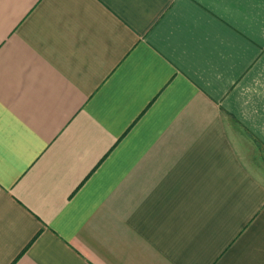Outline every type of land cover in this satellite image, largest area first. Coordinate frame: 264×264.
<instances>
[{
  "label": "crops",
  "instance_id": "obj_1",
  "mask_svg": "<svg viewBox=\"0 0 264 264\" xmlns=\"http://www.w3.org/2000/svg\"><path fill=\"white\" fill-rule=\"evenodd\" d=\"M264 0H0V264H264Z\"/></svg>",
  "mask_w": 264,
  "mask_h": 264
},
{
  "label": "rangeland",
  "instance_id": "obj_2",
  "mask_svg": "<svg viewBox=\"0 0 264 264\" xmlns=\"http://www.w3.org/2000/svg\"><path fill=\"white\" fill-rule=\"evenodd\" d=\"M235 127L237 126L235 125ZM238 129L241 131L244 141L250 143L251 145V152L249 153L250 155L247 157V160H249L252 165L259 167L264 175V146L252 138L244 130H240V128Z\"/></svg>",
  "mask_w": 264,
  "mask_h": 264
}]
</instances>
